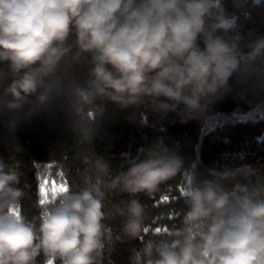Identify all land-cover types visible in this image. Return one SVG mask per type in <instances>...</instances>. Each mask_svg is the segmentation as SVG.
Returning a JSON list of instances; mask_svg holds the SVG:
<instances>
[{
    "label": "clouds",
    "instance_id": "1",
    "mask_svg": "<svg viewBox=\"0 0 264 264\" xmlns=\"http://www.w3.org/2000/svg\"><path fill=\"white\" fill-rule=\"evenodd\" d=\"M235 27L222 0H0V64H7L9 78L0 109L32 112L63 97L74 129L83 124L91 131L103 112L97 101L176 112L180 123L205 118L233 74L264 78V37L242 47ZM85 57L81 83L72 71ZM121 156L126 170L105 180L109 167L98 158L95 177L79 190L68 187L55 203L38 199L40 215L32 219L17 211L25 195L19 171L0 160V264H37L40 256L44 264H102L125 239L141 241L129 264H264L258 169L222 167L197 179L160 144L144 149L143 158ZM185 172L179 226L145 239L149 216L135 197L151 198ZM116 191L130 198L105 211L106 196ZM119 217L114 236L105 221Z\"/></svg>",
    "mask_w": 264,
    "mask_h": 264
},
{
    "label": "trees",
    "instance_id": "2",
    "mask_svg": "<svg viewBox=\"0 0 264 264\" xmlns=\"http://www.w3.org/2000/svg\"><path fill=\"white\" fill-rule=\"evenodd\" d=\"M227 18L235 22V31L241 37V46L258 37H264V0H222ZM224 35V30H218ZM227 35L233 30L227 29ZM250 34V35H249ZM202 47V45H201ZM247 51V49H244ZM87 57L77 65L72 76L81 83L87 78ZM7 64H0V90L9 82ZM228 91L207 110L205 118L180 123L176 112L167 115L139 109H120L107 101H97L102 115L89 127H73L72 115L63 97L49 105L29 112L28 107L18 113L0 109V160L20 173V187L24 197L18 211L28 219L38 217L39 184L67 182L71 190H79L86 178L95 177L96 161H105L110 180L128 167L122 153L129 158L140 156L143 150L160 144L174 151L183 161L185 171L197 179L210 178L211 170L250 165L264 176V78L233 74L228 80ZM254 109H257L254 111ZM144 116L141 117L140 113ZM135 117L130 121L129 117ZM190 175H177L151 198L139 194L137 199L146 206L149 231L145 239L166 235L164 229L179 226L180 215L186 210L181 199ZM167 196V202L162 198ZM130 197L118 191L105 199V211ZM180 214V215H177ZM122 217L109 218L105 223L113 235L120 234ZM160 228V233L155 229ZM141 247V241L127 239L116 242L106 252L102 264H129L132 249ZM44 264V257L37 258ZM56 264H59L57 261Z\"/></svg>",
    "mask_w": 264,
    "mask_h": 264
},
{
    "label": "snow or ice",
    "instance_id": "3",
    "mask_svg": "<svg viewBox=\"0 0 264 264\" xmlns=\"http://www.w3.org/2000/svg\"><path fill=\"white\" fill-rule=\"evenodd\" d=\"M60 175L61 182L59 183V185H57L56 183H52L49 185V182L47 180H42L39 184L38 191L42 205L55 203L57 197L65 190H67L68 184L63 180V173H61ZM168 199L169 198L165 196L162 198V202H167ZM155 231L160 233L162 230L160 228H157L155 229ZM163 231H166V229H164Z\"/></svg>",
    "mask_w": 264,
    "mask_h": 264
}]
</instances>
